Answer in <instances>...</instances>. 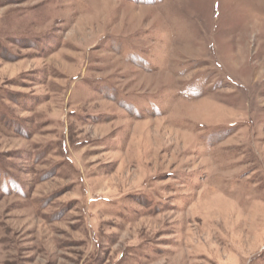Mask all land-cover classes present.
Wrapping results in <instances>:
<instances>
[{
	"label": "rangeland",
	"instance_id": "1",
	"mask_svg": "<svg viewBox=\"0 0 264 264\" xmlns=\"http://www.w3.org/2000/svg\"><path fill=\"white\" fill-rule=\"evenodd\" d=\"M0 264H264V0H0Z\"/></svg>",
	"mask_w": 264,
	"mask_h": 264
}]
</instances>
